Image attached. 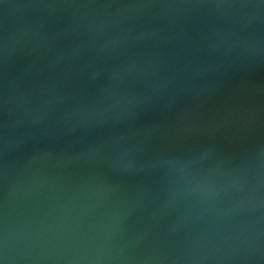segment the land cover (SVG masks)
Masks as SVG:
<instances>
[{"label": "water", "instance_id": "obj_1", "mask_svg": "<svg viewBox=\"0 0 264 264\" xmlns=\"http://www.w3.org/2000/svg\"><path fill=\"white\" fill-rule=\"evenodd\" d=\"M0 264H264V0H0Z\"/></svg>", "mask_w": 264, "mask_h": 264}]
</instances>
